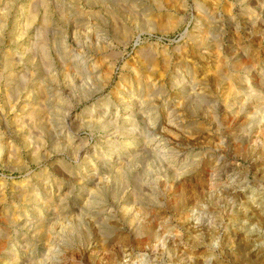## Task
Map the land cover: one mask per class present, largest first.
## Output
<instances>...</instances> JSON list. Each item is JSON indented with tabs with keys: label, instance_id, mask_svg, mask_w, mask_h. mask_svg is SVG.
<instances>
[{
	"label": "rangeland",
	"instance_id": "rangeland-1",
	"mask_svg": "<svg viewBox=\"0 0 264 264\" xmlns=\"http://www.w3.org/2000/svg\"><path fill=\"white\" fill-rule=\"evenodd\" d=\"M252 1L0 0V264H264Z\"/></svg>",
	"mask_w": 264,
	"mask_h": 264
},
{
	"label": "bare ground",
	"instance_id": "bare-ground-1",
	"mask_svg": "<svg viewBox=\"0 0 264 264\" xmlns=\"http://www.w3.org/2000/svg\"><path fill=\"white\" fill-rule=\"evenodd\" d=\"M250 1H252V0H250ZM257 2H258V4L260 3L259 2V0L257 1V0H253L252 1V3H254V4H257ZM251 3V2H250ZM259 7H260V4H259ZM49 21V20H48ZM217 47V46H216ZM107 54V53H106ZM108 55V54H107ZM217 59V58H216ZM112 62V61H111ZM217 62L219 63V61L217 60ZM83 67V66H82ZM153 67V66H152ZM92 69V68H91ZM219 72L220 71V69H219V66H217L216 65V68H215V72ZM81 77H82V74H81ZM222 77V76H221ZM137 85L139 86V87H141V83H140V81H138V83H137ZM143 87V86H142ZM145 90V89H144ZM145 94H146V92H145ZM144 94V95H145ZM145 97V96H144ZM144 100H143V102L145 101H148V100H146L145 98H143ZM68 116V115H67ZM70 119H71V121H72V119L74 120V118L73 117H69ZM69 119V120H70ZM154 150V149H153ZM218 159V158H217ZM100 201V200H99ZM98 204V203H97ZM263 207L262 206H259V209H254L253 211L254 212H252V210H251V212L253 213L252 215H250V218L253 220V219H257L256 217H255V214L256 213H262L263 212V209H262ZM246 209V208H245ZM250 212V211H249ZM257 215V214H256ZM259 219V218H258ZM247 223V222H246ZM260 224H262V226L264 225V219L260 222ZM48 232V231H47ZM179 260V259H178Z\"/></svg>",
	"mask_w": 264,
	"mask_h": 264
}]
</instances>
